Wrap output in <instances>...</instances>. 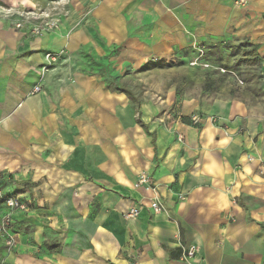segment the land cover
Returning a JSON list of instances; mask_svg holds the SVG:
<instances>
[{
    "label": "crops",
    "instance_id": "obj_1",
    "mask_svg": "<svg viewBox=\"0 0 264 264\" xmlns=\"http://www.w3.org/2000/svg\"><path fill=\"white\" fill-rule=\"evenodd\" d=\"M234 1L83 0L91 7L86 19L53 38L0 25V171L23 189L21 202L36 198L14 215L15 245L0 241V264L253 262L257 236H264V155L247 162L251 147L234 135L235 122L224 131L206 118L183 123L182 114L142 132L129 96L105 90L73 57L88 47L98 55L101 48L138 45L143 24L159 22L188 30L178 46L250 39L259 60L244 27L264 15V0H246L244 8ZM61 50L72 62L49 65L45 55ZM209 112L230 119L245 108L222 101ZM142 176L148 187L137 184ZM155 194L161 214L148 207ZM134 205L142 208L138 217H123ZM190 247L194 258L179 261Z\"/></svg>",
    "mask_w": 264,
    "mask_h": 264
},
{
    "label": "rangeland",
    "instance_id": "obj_2",
    "mask_svg": "<svg viewBox=\"0 0 264 264\" xmlns=\"http://www.w3.org/2000/svg\"><path fill=\"white\" fill-rule=\"evenodd\" d=\"M247 4L246 0H235L233 6L244 8ZM84 5L83 0H0V25L28 32L30 37L68 36L86 19L84 13L87 15L91 7L86 5L84 9ZM251 21L244 29L254 38L259 60L255 59L250 39L178 46L176 39H181V34L187 38L188 30L180 32L168 25L163 29L159 22L143 24L147 28L142 38H137L138 45L101 48L98 55L88 47L73 57L76 65L95 77L105 90L129 96L134 125L142 132L152 130V126H166L182 114V119L193 124L206 118L224 131L235 122L234 135L242 136L251 147V154L245 157L251 163L252 157L260 161L264 155V30L255 28V23H264V15L254 16ZM252 23L254 30L250 31ZM36 30L38 35L34 34ZM48 54L56 56L55 62L72 56L66 50ZM222 101L243 105L245 114L230 119L212 115L209 110ZM140 178L137 184L148 187L140 183ZM16 184L12 175L0 171V206L1 197H16L23 190ZM35 199L26 197L25 204ZM257 237L261 246L253 262L243 260L239 264H264V236ZM178 260L182 261L179 256Z\"/></svg>",
    "mask_w": 264,
    "mask_h": 264
},
{
    "label": "built area",
    "instance_id": "obj_3",
    "mask_svg": "<svg viewBox=\"0 0 264 264\" xmlns=\"http://www.w3.org/2000/svg\"><path fill=\"white\" fill-rule=\"evenodd\" d=\"M20 26H17L19 28ZM35 35L39 34V31H34ZM46 61L50 64L54 63L56 61V56L52 54H46L45 56ZM47 67H43V70H46ZM33 93H39L40 88L39 86H36L33 88ZM215 123V122H214ZM251 161V160H249ZM141 184H147L149 186V179L145 176H142L140 178ZM154 191V188H153ZM177 199L179 201L184 200V197L179 195L177 196ZM1 203L3 204L5 208V212L2 213L0 217V241L3 242L4 246L9 248H13L15 245L14 236L11 231V226L13 224V217L16 213H22L29 210V206L25 203L21 202V200L17 197H1ZM148 207L151 209L153 214H161L165 211L164 205L162 204L159 196L155 194L153 198L149 200ZM141 207L138 205L132 206L125 214L124 217L126 219H133L138 217V215L141 212ZM196 253L195 247H190L188 250H183L180 252L179 259L182 261H190L194 258V255Z\"/></svg>",
    "mask_w": 264,
    "mask_h": 264
},
{
    "label": "trees",
    "instance_id": "obj_4",
    "mask_svg": "<svg viewBox=\"0 0 264 264\" xmlns=\"http://www.w3.org/2000/svg\"><path fill=\"white\" fill-rule=\"evenodd\" d=\"M159 66L163 65V63L158 64ZM183 123H188L186 119H181Z\"/></svg>",
    "mask_w": 264,
    "mask_h": 264
}]
</instances>
